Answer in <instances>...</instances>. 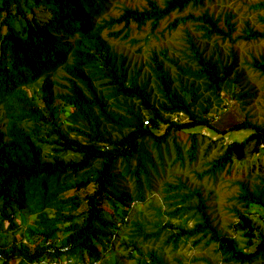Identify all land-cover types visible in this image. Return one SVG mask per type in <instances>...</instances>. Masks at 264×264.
Returning a JSON list of instances; mask_svg holds the SVG:
<instances>
[{"label": "trees", "instance_id": "trees-1", "mask_svg": "<svg viewBox=\"0 0 264 264\" xmlns=\"http://www.w3.org/2000/svg\"><path fill=\"white\" fill-rule=\"evenodd\" d=\"M109 1L0 0V233L11 236L0 241V264H169L164 249L186 243L213 244L219 261L208 264H264V234L250 209H264V186L241 183L234 196L240 207L232 208L230 227L252 247L243 250L212 223L202 190L188 177L173 173L160 187L155 182L169 166L170 143V164L190 167L197 183L226 173L234 147L244 146L195 128L220 136L264 134V125L248 116L226 129L212 124V108L227 106L222 95L241 109L253 95L235 88L242 76L236 55H206L185 29L189 62L180 64L166 48L152 50L140 79L141 67L132 70L109 43L125 40L132 24L154 31L172 14L166 30L190 23L205 40H263L264 26L244 20L233 35L230 9L180 15L213 0H146L145 6L118 7L116 14L108 12ZM248 7L263 9L264 0ZM257 19L264 25L263 15ZM12 20L24 25L16 30ZM248 65L264 76V56L252 55ZM44 145L50 148L45 155ZM213 148L220 152L205 160ZM145 243L149 249H142ZM111 253L114 260L103 263ZM197 260L205 261L190 262Z\"/></svg>", "mask_w": 264, "mask_h": 264}, {"label": "rangeland", "instance_id": "rangeland-1", "mask_svg": "<svg viewBox=\"0 0 264 264\" xmlns=\"http://www.w3.org/2000/svg\"><path fill=\"white\" fill-rule=\"evenodd\" d=\"M160 2V0H158ZM259 0H213L212 2L206 3L203 7H196L193 9H187L186 11L180 13V15L186 14V12L192 11L194 13H199L204 8H208L210 12L218 14L219 12L230 9L235 13V21L237 22L236 31L233 35H236L241 32L243 27L244 20H248L254 28L261 29L264 25L260 23L257 19L258 15L264 16V8L253 10L248 7L252 2ZM110 7L108 12L111 14L118 13L117 8L122 7L123 5L131 7H141L146 5V0H110ZM176 14H172L171 17L166 18L161 21L160 25L151 31L149 24L142 26L140 28L136 27V24L131 25L129 31V36L125 40H113L110 39L109 43L113 45L114 49L127 56L129 60V65L132 70H137L141 67L140 79L144 77V74L148 72V58L152 50H160L163 48L167 49V54L172 58H179L180 64L188 63L189 61L185 57L189 51L186 49L185 42V29H188L191 35L195 36L197 42L200 44V47L204 49L205 54L213 53L214 56H220L222 59H226L230 56V53L233 52L237 58V68L242 72L240 79V84H236L235 88L244 86L253 92L252 96L247 98V105L244 109L240 108L238 102L234 99H231L229 94L222 95L223 102L227 106L225 109L212 108V115L214 116L211 119L212 124L218 129H226L235 122L243 120L244 116L256 122L260 125H264V76H261L257 71L253 70L248 65L251 56H264V39L263 40H237L231 42L228 39L222 40L221 38L214 36L209 40L200 38L199 33L194 31L190 23L180 24L174 30H166V25L169 20L173 19ZM12 26L16 30H20L24 25L23 22L18 20L11 21ZM120 26H117L116 29H119ZM132 39V41H130ZM165 65L170 68L171 72L175 71L174 66L165 62ZM152 83V80H150ZM59 90V89H58ZM163 127V126H162ZM195 131L206 132L212 139L221 137L226 141L236 140L238 142H244V146H235L233 154V163L231 164L228 171L222 172L218 175L217 178H204L200 183H197L196 177L193 176V173L190 172V167L186 166L184 168L180 167L178 163L170 164L173 158L174 149L172 143H170L171 154L170 157H167V164L165 174L158 178L157 183L158 187L161 185V179L170 180L171 174H182L189 178V184L192 186L197 185L202 191L203 196L206 199V205L208 207V213L211 216L212 223L217 225L218 228L233 236L236 240V245L238 248L243 250H250L252 247H249L247 244V238L241 236L239 232H233L230 223L236 221L234 212L232 211L233 207H240L236 202L234 196L239 192L240 184L245 183L250 187H263L264 182L260 179H264V134L254 133L251 130H241L228 132L224 135L216 134L214 131H210L206 127H198L194 129ZM184 136L180 134L178 142L180 145L183 144ZM207 140L205 141V144ZM203 144V146H205ZM50 148L47 145L43 146V154L48 153ZM220 151L217 148H213L210 153H207L205 160L210 159L215 156ZM66 158L71 157V155L65 156ZM205 160H199V164ZM158 194L155 192L151 194V197H157ZM251 213L253 220L259 231H262L264 234V209L257 206H251ZM143 215L148 214V220L152 221L150 214L152 209L144 210ZM152 228L149 226L147 230ZM10 235L5 233H0V241L8 242L10 240ZM257 242V238L254 240ZM159 245V244H158ZM156 246V245H155ZM214 245L209 246H196L191 247L189 243L180 244L179 247L170 251V247L164 249V256L169 262V264H177L176 259L180 260L182 264H208L218 263L219 255L214 252ZM150 244L145 243L142 246V249H149ZM192 257H201L204 260H197L190 262ZM114 260V254L107 255L103 263H111ZM122 264H133V261H123Z\"/></svg>", "mask_w": 264, "mask_h": 264}, {"label": "clouds", "instance_id": "clouds-1", "mask_svg": "<svg viewBox=\"0 0 264 264\" xmlns=\"http://www.w3.org/2000/svg\"><path fill=\"white\" fill-rule=\"evenodd\" d=\"M24 240H26V239H24ZM67 263H68V264H72L70 260H68ZM42 264H43V263H42ZM50 264H57V263H50Z\"/></svg>", "mask_w": 264, "mask_h": 264}, {"label": "built area", "instance_id": "built-area-1", "mask_svg": "<svg viewBox=\"0 0 264 264\" xmlns=\"http://www.w3.org/2000/svg\"><path fill=\"white\" fill-rule=\"evenodd\" d=\"M144 123H147V121L145 120Z\"/></svg>", "mask_w": 264, "mask_h": 264}]
</instances>
